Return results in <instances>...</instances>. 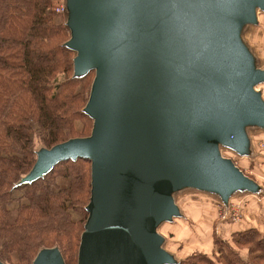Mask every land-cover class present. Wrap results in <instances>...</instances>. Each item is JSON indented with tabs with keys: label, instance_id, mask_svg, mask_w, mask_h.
<instances>
[{
	"label": "water",
	"instance_id": "95a60500",
	"mask_svg": "<svg viewBox=\"0 0 264 264\" xmlns=\"http://www.w3.org/2000/svg\"><path fill=\"white\" fill-rule=\"evenodd\" d=\"M66 10L73 74L94 71L91 131L40 149L23 180L89 160L76 264H173L156 232L180 215L171 191L193 187L227 203L234 191L258 190L220 146L247 154L245 126L264 128L255 90L264 69L238 36L264 0H67ZM32 264L65 262L52 247Z\"/></svg>",
	"mask_w": 264,
	"mask_h": 264
},
{
	"label": "trees",
	"instance_id": "16d2710c",
	"mask_svg": "<svg viewBox=\"0 0 264 264\" xmlns=\"http://www.w3.org/2000/svg\"><path fill=\"white\" fill-rule=\"evenodd\" d=\"M56 4L57 0H0V261L4 264H30L41 249L50 247L59 248L65 264H76L87 217L89 160L61 161L36 180H23L40 149L87 136L92 127L84 107L94 71L74 76L76 53L65 45L70 37L67 17L54 13ZM59 178H64L62 186ZM211 227L207 225L209 233ZM216 236L215 254L188 255L173 264H264V230L248 227L230 234L236 248L247 255Z\"/></svg>",
	"mask_w": 264,
	"mask_h": 264
},
{
	"label": "rangeland",
	"instance_id": "374dc122",
	"mask_svg": "<svg viewBox=\"0 0 264 264\" xmlns=\"http://www.w3.org/2000/svg\"><path fill=\"white\" fill-rule=\"evenodd\" d=\"M66 2L67 0H57L53 8L54 13L60 17H68V11H62V8H66ZM239 37L252 57V66L264 69V11L257 10L256 25L241 26ZM256 89L264 100V83L257 85ZM77 127H80V124H77ZM245 131L249 140L247 154L239 155L224 146H220V152L253 179L258 185V190L255 193L234 191L226 205L221 204L220 196L213 192L186 186L171 191L170 197L178 207L180 217L173 219V222H161L156 232L163 238L161 247L175 260L198 253L215 254L217 247L212 244L215 234L220 239L230 241L241 255H247L245 250L236 248L230 234L248 227L264 230V128L247 124ZM58 183L62 186L64 178H59ZM229 205L238 211L239 219L230 215ZM213 223L215 229L211 227ZM208 224L210 230L212 229L210 233L207 230Z\"/></svg>",
	"mask_w": 264,
	"mask_h": 264
},
{
	"label": "built area",
	"instance_id": "2783aa9c",
	"mask_svg": "<svg viewBox=\"0 0 264 264\" xmlns=\"http://www.w3.org/2000/svg\"><path fill=\"white\" fill-rule=\"evenodd\" d=\"M63 10H66V8L64 7V8H62V11ZM229 202V201H228ZM228 202H227V204H228ZM229 207H230V215L232 216V217H234L235 219H239V214H238V211H236V209L234 208V206H231V205H229ZM232 208V209H231Z\"/></svg>",
	"mask_w": 264,
	"mask_h": 264
},
{
	"label": "crops",
	"instance_id": "0c3cea01",
	"mask_svg": "<svg viewBox=\"0 0 264 264\" xmlns=\"http://www.w3.org/2000/svg\"><path fill=\"white\" fill-rule=\"evenodd\" d=\"M256 15H257V13H256ZM257 24V17H256V23L255 24H251V25H256ZM243 25H248V24H243ZM242 25V26H243ZM250 25V24H249ZM239 32H240V30H239ZM239 36V35H238ZM239 39H240V37H239ZM249 52V51H248ZM260 128H263V127H260ZM246 132V131H245ZM247 135V134H246Z\"/></svg>",
	"mask_w": 264,
	"mask_h": 264
},
{
	"label": "bare ground",
	"instance_id": "6f19581e",
	"mask_svg": "<svg viewBox=\"0 0 264 264\" xmlns=\"http://www.w3.org/2000/svg\"><path fill=\"white\" fill-rule=\"evenodd\" d=\"M256 91H258L256 88H255ZM222 154V153H221Z\"/></svg>",
	"mask_w": 264,
	"mask_h": 264
}]
</instances>
